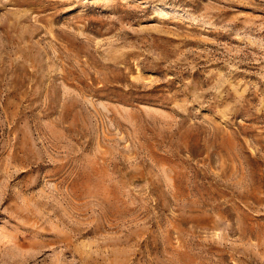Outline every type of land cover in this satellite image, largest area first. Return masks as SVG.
<instances>
[{"label": "rangeland", "instance_id": "1", "mask_svg": "<svg viewBox=\"0 0 264 264\" xmlns=\"http://www.w3.org/2000/svg\"><path fill=\"white\" fill-rule=\"evenodd\" d=\"M0 264H264V0H0Z\"/></svg>", "mask_w": 264, "mask_h": 264}]
</instances>
